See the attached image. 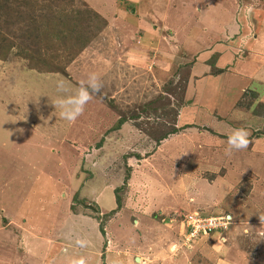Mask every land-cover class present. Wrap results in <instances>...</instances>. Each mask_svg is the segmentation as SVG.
Masks as SVG:
<instances>
[{"label":"rangeland","instance_id":"rangeland-1","mask_svg":"<svg viewBox=\"0 0 264 264\" xmlns=\"http://www.w3.org/2000/svg\"><path fill=\"white\" fill-rule=\"evenodd\" d=\"M111 2L0 0V264H264V149L245 153L264 143V0ZM226 47L210 73L240 81L249 148L190 125L157 146L206 76L193 57ZM90 73L103 87L69 123L57 82L75 93Z\"/></svg>","mask_w":264,"mask_h":264},{"label":"crops","instance_id":"crops-1","mask_svg":"<svg viewBox=\"0 0 264 264\" xmlns=\"http://www.w3.org/2000/svg\"><path fill=\"white\" fill-rule=\"evenodd\" d=\"M230 2L232 6H237L238 2L242 3L244 2V0H230ZM106 3L108 9L110 10L109 13H113L114 10H117V8L114 7L116 6L115 4L113 6V9L111 8V5L113 4L111 0H106ZM187 34L188 36H186V39H189L191 43V32L187 31ZM225 51V54H221L217 59L215 57V61H211V57H208V55H202L201 53L193 57L194 61L190 66V75L199 77L200 73L198 70H202L203 68L202 71H205L206 76L199 78V80H195L194 87L196 86V83L199 84V86L195 89L189 88V86L191 85V78L189 82L187 81V87L183 95V103L179 106V108H177V114L174 122V128L180 129V131L176 136L172 138H181L182 131L188 125H190L191 128H187V131L195 129V126H205V129L208 130V133H211L210 137L213 140V144L215 145L218 140H224L223 137H228L234 130L235 125H237L241 121L239 120L238 112H241L240 115L245 116V112H243V110H234V106H232L231 104V102L235 101L237 93L241 88L239 84L240 81L235 82L232 85V83L224 78L223 75H213L210 73L214 69H218L221 64H228L230 61H235V58L232 57V52L229 51L227 47L225 48ZM210 63L214 66L212 67ZM248 116L249 114H247L246 116L247 121L249 120ZM258 121L259 119H257L255 123L254 121H251V124L255 125L258 123ZM262 145L264 146V143L260 141H254L250 145L251 150H248L247 152L245 150L244 151L246 154H250L252 156H254V153L258 155L260 151L264 149V147L258 148ZM256 151L258 153H256Z\"/></svg>","mask_w":264,"mask_h":264},{"label":"clouds","instance_id":"clouds-1","mask_svg":"<svg viewBox=\"0 0 264 264\" xmlns=\"http://www.w3.org/2000/svg\"><path fill=\"white\" fill-rule=\"evenodd\" d=\"M56 87L57 91L62 95H59L52 105L61 109L60 116L62 119L67 120L69 123H74L83 115L85 106L93 99L94 94H98L101 91L103 85L96 73H90L87 81L81 82L75 93H70L67 82L64 80L58 81ZM16 131L22 135L24 129L18 128ZM250 135V132L245 128L234 129L227 138L226 154L231 155L234 151L247 150L251 143ZM259 220L261 224H264V214L259 215ZM86 243V241L77 240V244L81 247H84ZM72 264H87V261L84 257H80L79 259H74Z\"/></svg>","mask_w":264,"mask_h":264},{"label":"trees","instance_id":"trees-1","mask_svg":"<svg viewBox=\"0 0 264 264\" xmlns=\"http://www.w3.org/2000/svg\"><path fill=\"white\" fill-rule=\"evenodd\" d=\"M19 15L20 14H18V16L16 17V22H17V20L18 21H21L20 19H19ZM26 20H30L31 21V17H27V19L25 18L22 22H24V21H26ZM30 33H35L34 32V29L32 28V27H29L28 28V30H25V31H23V33H22V35H21V39H25L26 38V36H30ZM11 46V45H10ZM6 49V48H5ZM78 52V51H77ZM0 54H5V52H0ZM55 59H56V57H55ZM39 62L41 63V64H43V65H47V61L44 59V58H42V59H39ZM210 65L213 67L214 65L213 64H211L210 63ZM48 67H49V72H52V71H55V70H57L56 68H52V67H50L49 65H48ZM61 70V69H60ZM60 70H57L56 72H60ZM253 94V97H256V92H253L252 93ZM183 97H181V102L183 103ZM259 107H260V109H264V104H262V103H260L259 104ZM177 113V112H176ZM254 115H259V117H263L264 118V115H262V114H260L258 111H253L252 112ZM125 121L126 120H124L123 118H121L120 119V121H118V125L115 127L116 129H118V127H120V126H122L124 123H125ZM174 122H175V119H174ZM122 124V125H121ZM174 125H175V123L173 124V127H172V129H171V131L168 133V134H166L165 136H163V137H160L159 138V140H156V144H157V146H160V144H162L164 141H166V140H168V139H170V138H172V137H174V136H176L178 133H179V131H180V129H175L174 128ZM264 130V129H263ZM256 134V133H255ZM257 137H264V131H258L257 132ZM85 152H86V154H88L89 153V149L88 150H85ZM88 152V153H87ZM89 155V154H88ZM117 202L119 203V198H117Z\"/></svg>","mask_w":264,"mask_h":264},{"label":"built area","instance_id":"built-area-1","mask_svg":"<svg viewBox=\"0 0 264 264\" xmlns=\"http://www.w3.org/2000/svg\"><path fill=\"white\" fill-rule=\"evenodd\" d=\"M202 226H204V227H205V225H202ZM206 229L208 230L207 232H211L209 228H206Z\"/></svg>","mask_w":264,"mask_h":264},{"label":"bare ground","instance_id":"bare-ground-1","mask_svg":"<svg viewBox=\"0 0 264 264\" xmlns=\"http://www.w3.org/2000/svg\"><path fill=\"white\" fill-rule=\"evenodd\" d=\"M228 219H230V217H228Z\"/></svg>","mask_w":264,"mask_h":264}]
</instances>
